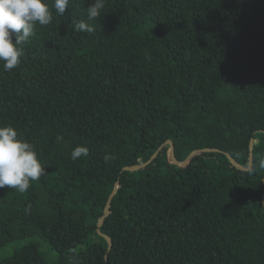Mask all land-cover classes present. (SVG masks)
Here are the masks:
<instances>
[{
    "label": "trees",
    "instance_id": "1",
    "mask_svg": "<svg viewBox=\"0 0 264 264\" xmlns=\"http://www.w3.org/2000/svg\"><path fill=\"white\" fill-rule=\"evenodd\" d=\"M93 2L53 9L0 63V126L45 165L0 189V264H264V0H105L75 31ZM251 139L236 169L223 151L246 165Z\"/></svg>",
    "mask_w": 264,
    "mask_h": 264
},
{
    "label": "clouds",
    "instance_id": "2",
    "mask_svg": "<svg viewBox=\"0 0 264 264\" xmlns=\"http://www.w3.org/2000/svg\"><path fill=\"white\" fill-rule=\"evenodd\" d=\"M70 0H0V63L3 70L16 68L24 55L23 43L35 35V27L47 26L55 13L63 16ZM105 0H94L86 10V20L73 21L75 31L94 33L91 23L101 17ZM88 149L77 146L71 152V159L86 156ZM260 167H264L261 159ZM45 173L33 145L19 137L11 125L0 126V189L8 187L20 193L27 191L30 181L39 180Z\"/></svg>",
    "mask_w": 264,
    "mask_h": 264
},
{
    "label": "water",
    "instance_id": "3",
    "mask_svg": "<svg viewBox=\"0 0 264 264\" xmlns=\"http://www.w3.org/2000/svg\"><path fill=\"white\" fill-rule=\"evenodd\" d=\"M256 142V139H251L250 142H249V153H248V159H247V164L246 165H243L239 162H237L228 152H225L223 151V153L226 155V157L228 158L229 162L236 168V169H239V170H250L251 167H252V163H253V157H252V148H253V144ZM166 144L169 145V153H168V158L177 163V164H182L183 162L178 160L175 155H174V146H173V142L171 140H166L165 141ZM164 144H162L161 146H159L155 152L150 156V158L147 160V161H143L142 159H139L138 160V163L136 164H133V165H126L123 167L124 170H136V169H139L141 167H144L146 166L152 159H154L158 152L161 150V148L163 147ZM219 152L221 151L220 149L218 148H201V149H197V150H194L193 152H191L188 156V158H190L192 155L194 154H197V153H200V152ZM119 182L116 181L115 184H114V187L105 203V206H104V209H103V213L101 215V217L99 218L98 222H97V232L98 234L102 235L106 240H107V243H108V249L111 247V244H112V241H111V238L106 235V234H103L101 231H100V227L104 221V218L110 213V202H111V198L113 197V195L115 194V192L117 191V188L119 187ZM262 205L264 206V193L262 195Z\"/></svg>",
    "mask_w": 264,
    "mask_h": 264
},
{
    "label": "rangeland",
    "instance_id": "4",
    "mask_svg": "<svg viewBox=\"0 0 264 264\" xmlns=\"http://www.w3.org/2000/svg\"><path fill=\"white\" fill-rule=\"evenodd\" d=\"M24 243V241H19V242H15L14 246L15 247H19L21 246L22 244ZM12 249H13V245H9L8 247L6 248H3L1 251H0V256H5V255H8L12 252Z\"/></svg>",
    "mask_w": 264,
    "mask_h": 264
}]
</instances>
